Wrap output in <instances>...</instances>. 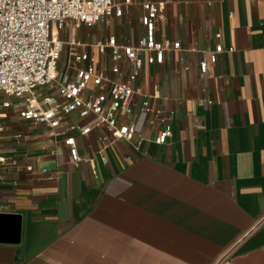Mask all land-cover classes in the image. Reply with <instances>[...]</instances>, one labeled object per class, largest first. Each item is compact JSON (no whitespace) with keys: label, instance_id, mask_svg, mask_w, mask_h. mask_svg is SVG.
<instances>
[{"label":"crops","instance_id":"crops-1","mask_svg":"<svg viewBox=\"0 0 264 264\" xmlns=\"http://www.w3.org/2000/svg\"><path fill=\"white\" fill-rule=\"evenodd\" d=\"M141 12L103 23L98 38L96 25L61 37L136 44ZM160 36L181 50L146 64L134 85L160 94L152 102L171 117L167 143L155 140L163 125L140 110L141 94L125 118L131 141L101 152L105 129L74 131L77 165L49 128L15 112L3 120L0 155L16 163L0 164V213L20 215L21 236H10L16 218L0 220V264H264V0H170ZM219 43L226 50L203 74Z\"/></svg>","mask_w":264,"mask_h":264},{"label":"built area","instance_id":"built-area-1","mask_svg":"<svg viewBox=\"0 0 264 264\" xmlns=\"http://www.w3.org/2000/svg\"><path fill=\"white\" fill-rule=\"evenodd\" d=\"M169 1L0 0V133L3 120L15 112L25 121L49 128L56 141L68 147L70 162L77 165L83 158L74 131L86 136L94 126L105 129L109 136H102L101 152L114 140L131 141L136 128L125 118L133 114L136 97L141 94L140 110L150 115L151 125H163L155 140L167 143L173 135L171 117L152 102L160 94L141 93L134 83L146 64L163 65L182 48L180 41L160 36ZM132 6L142 8L144 32L136 44L117 34L96 43L61 37L66 29L94 27L101 22L110 25L112 18L129 16ZM225 50L221 43L209 50V59L199 63L201 72L207 74ZM42 87L46 89L40 91ZM74 113L93 115L95 122L84 126L73 123L70 116ZM101 158L108 163L107 156ZM14 163L0 155V164Z\"/></svg>","mask_w":264,"mask_h":264},{"label":"water","instance_id":"water-1","mask_svg":"<svg viewBox=\"0 0 264 264\" xmlns=\"http://www.w3.org/2000/svg\"><path fill=\"white\" fill-rule=\"evenodd\" d=\"M10 214H8V215H5L6 217H13V219L14 218H16L17 220H16V222L13 224L14 226H13V229H12V231H11V234H10V236H11V238H12V240L13 241H15V242H18L19 240H20V236H21V227H20V215H14V214H12L13 216H9ZM4 215H3V213H0V220L1 219H3V217H5ZM1 233V232H0Z\"/></svg>","mask_w":264,"mask_h":264},{"label":"rangeland","instance_id":"rangeland-1","mask_svg":"<svg viewBox=\"0 0 264 264\" xmlns=\"http://www.w3.org/2000/svg\"><path fill=\"white\" fill-rule=\"evenodd\" d=\"M108 28L105 26V25H103V23L101 22L100 24H98V25H96L95 26V32H94V36L96 37V38H98V36H101L103 33V31H106ZM63 63H64V57H63V59H62V61H61V65H63ZM46 88L45 87H42V88H40V91L41 90H45Z\"/></svg>","mask_w":264,"mask_h":264}]
</instances>
